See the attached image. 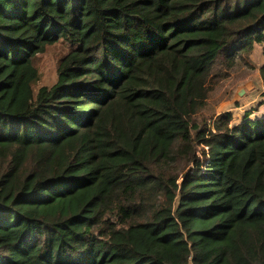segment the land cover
<instances>
[{"label":"trees","instance_id":"obj_1","mask_svg":"<svg viewBox=\"0 0 264 264\" xmlns=\"http://www.w3.org/2000/svg\"><path fill=\"white\" fill-rule=\"evenodd\" d=\"M255 44L264 0H0V264H264V113L195 119Z\"/></svg>","mask_w":264,"mask_h":264},{"label":"rangeland","instance_id":"obj_2","mask_svg":"<svg viewBox=\"0 0 264 264\" xmlns=\"http://www.w3.org/2000/svg\"><path fill=\"white\" fill-rule=\"evenodd\" d=\"M63 50L61 46H50L37 55L39 78L34 84L35 88L51 84L56 80V68ZM263 62L262 46L255 44L250 52H242L237 56L234 65L230 68L223 70L221 67H215L214 71L219 74L213 77L211 82L213 89L208 94L204 108L195 119L210 123L215 117L230 112L231 123L238 124L250 111H252L250 118L263 114L264 83L260 74V66ZM190 165L183 166L182 163L176 162L175 172L181 176Z\"/></svg>","mask_w":264,"mask_h":264}]
</instances>
